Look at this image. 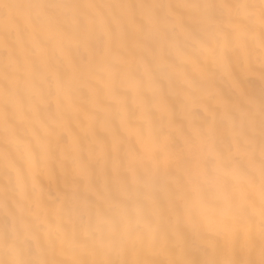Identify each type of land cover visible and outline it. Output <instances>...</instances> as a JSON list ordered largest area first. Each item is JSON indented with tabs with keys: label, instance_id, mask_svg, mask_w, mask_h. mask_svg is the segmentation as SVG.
<instances>
[{
	"label": "snow or ice",
	"instance_id": "obj_1",
	"mask_svg": "<svg viewBox=\"0 0 264 264\" xmlns=\"http://www.w3.org/2000/svg\"><path fill=\"white\" fill-rule=\"evenodd\" d=\"M0 264H264V0H0Z\"/></svg>",
	"mask_w": 264,
	"mask_h": 264
}]
</instances>
